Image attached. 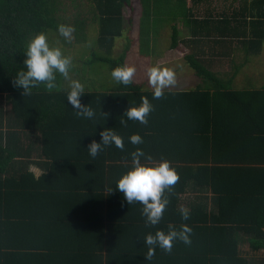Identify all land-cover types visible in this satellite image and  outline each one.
Returning a JSON list of instances; mask_svg holds the SVG:
<instances>
[{"label": "trees", "instance_id": "trees-1", "mask_svg": "<svg viewBox=\"0 0 264 264\" xmlns=\"http://www.w3.org/2000/svg\"><path fill=\"white\" fill-rule=\"evenodd\" d=\"M130 1L0 0V264H50V260L53 264H264V258L243 250L248 245L253 253L264 252V86L232 90L219 72L211 70L217 58H202L209 49L214 52L217 43L227 42L222 22L194 15L185 0H141L154 19L148 22L152 26L142 28L140 48L156 43L157 24L172 30V49L182 41L177 24L182 22L190 32L183 39L190 50L185 59L205 85L189 91L164 89L157 99L154 90H145L134 80L106 92L89 86L81 98L94 110L89 119L68 104L70 90L59 85L63 77L59 73L58 90L49 92L41 84L23 96L15 86V76L24 70L27 45L41 32L51 46L54 36L71 47L86 42L90 26L99 24L98 41L110 54L123 29V4L133 8ZM237 18L233 30L238 37L229 40L261 48L264 30ZM61 24L74 26L70 41L60 35ZM98 59L113 69L125 61L124 56ZM88 60L84 72L86 68L92 72ZM142 97L153 105L147 124L123 115ZM104 128L123 138L124 149L113 144L92 157L87 146L101 140ZM19 132L36 135L40 143L46 169L39 177L21 168L31 154L19 141ZM136 133L142 144L130 142ZM137 148L154 162L168 160L179 174L177 183L165 190L169 203L151 234L167 232L169 225L192 228L191 244L178 240L171 252L156 247L150 260L145 257L148 245L124 239L107 225L108 213L101 214L105 207L101 185L104 191H113L108 170L114 171L120 161L130 163ZM189 190L211 193L212 208L207 202L192 204L184 220L178 203ZM89 203L95 207L87 212L84 205Z\"/></svg>", "mask_w": 264, "mask_h": 264}, {"label": "clouds", "instance_id": "clouds-1", "mask_svg": "<svg viewBox=\"0 0 264 264\" xmlns=\"http://www.w3.org/2000/svg\"><path fill=\"white\" fill-rule=\"evenodd\" d=\"M58 31L61 36L70 41L75 29L72 25L61 24ZM24 56V70L19 71L14 80L15 86L23 90L21 93L23 96L31 94L33 88H37L41 84L49 92L58 90L57 73L65 79L70 78L72 58L65 55L60 47L51 46L47 35L43 32L29 41ZM135 72L136 67L134 65H123L115 67L111 76L119 83L130 85L133 83ZM148 80L154 89L153 98L158 99L164 94L165 88L176 83V72L170 67L154 65L148 69ZM84 94V85L78 80H71L67 102L77 110V115L90 119L94 117L95 113L88 104L82 103L81 98ZM152 110L153 105L149 99L142 97L138 106L129 107L123 115H126L128 120L147 124L148 116ZM121 123L125 124L126 121L122 120ZM99 135L100 141L92 140L87 146L92 157H96L105 146L114 144L117 148L124 149L123 138L116 132L104 128ZM129 140L132 144L143 143V138L138 133L132 134ZM130 155L132 166L117 181L115 190L123 194L124 200L129 205L133 202H140L143 205L142 215L146 217V223L157 225L160 223L169 203L164 195L165 190L177 183L179 174L168 160L154 162L153 158L140 148H137ZM181 216L187 220L189 218L188 210L182 208ZM191 232L192 228L183 224L180 229L169 225L167 232L157 230L155 234H147L143 240L144 244L149 246L145 256L146 260L152 258L156 247L165 252H171L174 242L178 240L185 244H191Z\"/></svg>", "mask_w": 264, "mask_h": 264}, {"label": "crops", "instance_id": "crops-1", "mask_svg": "<svg viewBox=\"0 0 264 264\" xmlns=\"http://www.w3.org/2000/svg\"><path fill=\"white\" fill-rule=\"evenodd\" d=\"M185 1H186V7H188L194 13V15L196 16L197 15L198 16H206V15L208 16L209 15L208 19H210L209 20L210 23H215V22L223 23V29L225 31L223 32L225 35L223 36V38H226L227 42L217 43L213 47L214 52L211 51V53H213L212 58H216V56H220V54H223V53L227 55L229 54V56H224V57L228 58L230 61L217 59L216 62L214 63L215 66L212 67L211 70H214L215 72H219L220 76H223L222 80L225 82L226 86L228 85L227 83L229 82L228 87L231 88L232 90L241 91V92L247 91L245 89V86L241 85L240 82L236 81V79H238L237 77L239 74H242V73L245 74L244 70L251 69V67L253 68L252 63H250L249 58L254 55L258 57L262 55V49L264 48V42L262 43L263 47L262 46L261 48L257 47L256 49L254 48L255 46L252 47L249 43H245V42L241 43L240 41L232 42L229 39L238 37V36H235L236 33H234L235 31L233 30L234 26L237 24L236 23L237 17H239L240 20L247 22L248 27H254L258 30L260 29L264 30V0H201V1L185 0ZM130 3H132L134 6H138L136 10L138 15L140 13L141 7L145 8L143 16L147 17V14H148L149 15L147 17L148 20L150 22L153 21L154 14L152 11H150V13L147 12V9L143 1L131 0ZM113 5L117 7L116 1L114 2ZM125 6L128 7L130 6V4H127V3L123 4V8H122L123 26L125 24V17L123 13ZM181 23L182 22L177 24V27L181 33L180 39H182L181 43L179 44V47L181 45H184L188 49L187 53L185 54L186 56L190 50L185 45L183 39L189 38L190 32L188 31V29L182 26ZM169 28L170 27L167 26L159 30L157 32L156 39L159 38V34H161V37L164 38L166 32H164L163 30H167ZM181 28H185L186 29L185 31H187L188 33L182 34ZM129 31L130 30H127L125 29V27H123L121 31V36L117 38L125 37V33ZM138 32H139V38H141L142 37L141 35L143 34L142 33L143 30L141 26ZM168 32L171 34L172 30L170 29V31ZM149 33L151 34L150 36H151V39L153 40L155 38L153 37L154 36L153 30H150ZM128 47L129 46H126V49H128ZM151 47L152 45L150 46V48ZM179 47L175 49H178ZM170 48H171V45H170ZM237 51L244 53L246 56L245 59L239 63H237V60H236ZM185 56H184V60L185 62H187V60L185 59ZM187 65H188V71L191 70L192 73L198 77L195 70L188 63ZM221 70H224V71H221ZM253 73H254L253 75H250L252 78L253 76L261 78V74L255 73V72ZM245 76L250 77L247 74H245ZM177 85L179 86L181 85L182 88L187 86V84L183 83V81L178 82ZM149 86H152V85L149 84ZM198 86L200 85H195L194 89L197 88ZM261 86H264V82H261L259 85H256V87H261ZM182 88L174 89V88L168 87L165 89L176 90V91H189V90L182 89ZM7 131L8 130H5L4 128L3 132L6 133ZM15 131L17 132L18 130H15ZM19 133L21 135L19 141H21V143L30 151V154H31L28 157L29 160L24 161L25 164H22L21 168L25 166L36 177H39L46 169V165L42 163L45 159L40 154L41 153L40 143L36 142V139H37L36 135H33L30 132H19ZM31 143H34V144L31 146V148H29V145ZM18 162H23V161H18ZM131 163L132 161L130 163H126L125 161H122L121 163L120 161L119 163L115 164L117 166L114 171L108 170V173H110V175H109V180L107 182L109 183L112 182L113 192L109 190L104 191L103 189L104 185H101L102 186L101 194H102L103 203L105 206L104 209L101 211V214H103V212L108 213V218H105L108 221L107 225L110 224V226L114 227V231L118 235L122 236L126 240L128 239L129 241L134 242L135 244L144 245L143 244L144 238L146 237L147 234L152 233V230L156 229L155 225H147L146 217L142 215L143 205L140 202H133L132 204L129 205L124 200L123 194L120 191L115 190L117 181L121 178V176L124 173H126L129 170L128 166ZM93 198L96 199L98 198V196H94ZM211 200H212L211 193L208 195V194H204L200 192L199 190H189L188 192L185 191V193L181 195L180 201L178 203V207L180 210L182 208L190 210V208L192 207V204H202V203L207 202L208 208L211 209L212 208ZM84 207L86 208L88 212V210H90V208H94L95 205H93V203H89V204H85ZM87 215L88 213H86V216ZM125 225H127L128 229H126ZM125 233H129V234H127V236H124ZM49 263L53 264V261L50 260ZM10 264H14V263H10ZM32 264H35V263H32Z\"/></svg>", "mask_w": 264, "mask_h": 264}, {"label": "rangeland", "instance_id": "rangeland-1", "mask_svg": "<svg viewBox=\"0 0 264 264\" xmlns=\"http://www.w3.org/2000/svg\"><path fill=\"white\" fill-rule=\"evenodd\" d=\"M137 7L138 6L134 5L133 8L130 6L124 7L123 13L125 17V24L123 27L130 31L125 33V37L115 39L114 46L110 54L106 52L104 47L100 46V41H98L100 37L98 30L99 24H92L90 26L86 42L77 43L71 47H64L61 43V40L55 39L53 36V41H51L52 45L54 47H60L64 51L65 55L72 58V68L69 73L70 78H60L59 85H61V87L65 85V88L70 90L71 80H78L84 85V90L88 89L89 86L93 89H96L97 91L103 92L115 89L116 86L119 85V82L115 81L111 76L113 68L110 67L109 63L105 64L102 60L98 59L99 57L106 55H109V57L113 59H120L121 56H124V65H134L136 67L133 80L136 84L138 83L139 85H142L143 89L145 90H154L152 86H149L150 83L148 80V69L154 65L170 67L175 70L176 83L170 86L171 88L181 89L182 86L177 85V83L180 81H183V83L187 84L188 87L185 86L182 88L186 90H191V88L194 89L195 85H205L203 82V77H197L192 73L191 70L188 71L187 62L184 60V56L188 49L184 45H181L178 49L170 48L172 42L171 34L168 32L170 31V28L163 30L166 32L164 38L161 37V34H159V38L157 39L156 43L154 44L153 41V43L150 44V46L152 45L151 48L143 46L141 47L143 49L140 50L141 42L138 32L140 30V26L142 28H148L149 26H152L153 23L148 24V18L143 16L145 8L141 7L140 13L138 15L136 12ZM157 25L156 28L161 30L162 28L160 26L158 27ZM181 30L182 34L188 33L185 31V28H181ZM126 46H129L128 49H126ZM210 51L211 49H209V52H206L202 58L210 60L211 57H213V53ZM94 54H96L98 58ZM236 55L237 63L241 62L246 57L245 54L240 51H237ZM216 58L220 60H229L226 57ZM86 59H89V66H91L92 72H88L87 68L86 72L83 71ZM249 59L253 68L251 67V69L244 70L245 74L250 76L254 74L253 72H255L261 74V78L255 76H253V78L251 76L248 77L242 73L238 75V79H236V81L240 82L241 85H244L246 90L251 91L259 88L256 87V85L264 82V48L262 49V55L260 57L254 55ZM98 64L103 66H99ZM75 68H77V72L73 70ZM220 77L223 79V76ZM227 84H229V82ZM243 250L245 252H249L257 259L264 258L263 251L253 253L249 250L248 245H245Z\"/></svg>", "mask_w": 264, "mask_h": 264}, {"label": "bare ground", "instance_id": "bare-ground-1", "mask_svg": "<svg viewBox=\"0 0 264 264\" xmlns=\"http://www.w3.org/2000/svg\"><path fill=\"white\" fill-rule=\"evenodd\" d=\"M248 91V90H247ZM246 91V92H247ZM261 92H263V91H261ZM226 128V127H225ZM214 129H216V128H214ZM219 129V128H218ZM221 129V128H220ZM224 130V129H223ZM222 130V131H223ZM214 131V130H213ZM216 131H217V129H216ZM218 132H216V134H217ZM221 133H223V132H221ZM219 134V133H218ZM193 166V165H192ZM57 177V176H56ZM28 191V190H27ZM31 191V190H30ZM34 191V190H33ZM40 191V190H39ZM32 192V191H31ZM35 192V191H34ZM41 192V191H40ZM33 194V193H32ZM36 197V196H35ZM197 198V197H196ZM37 199V198H36ZM26 206H28V205H26ZM39 207V206H38ZM27 208V207H26ZM178 211V210H177ZM38 212V211H37ZM31 213V212H30ZM94 223V222H93ZM104 223V222H103ZM112 224V223H111ZM93 253V252H92ZM2 257V256H1ZM46 257V256H45ZM41 261V260H40Z\"/></svg>", "mask_w": 264, "mask_h": 264}]
</instances>
